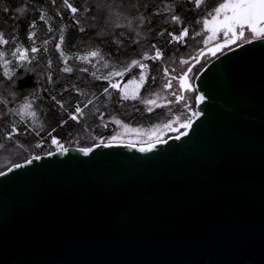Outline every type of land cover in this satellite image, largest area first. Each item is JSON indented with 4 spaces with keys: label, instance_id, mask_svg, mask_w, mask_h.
I'll use <instances>...</instances> for the list:
<instances>
[{
    "label": "water",
    "instance_id": "obj_1",
    "mask_svg": "<svg viewBox=\"0 0 264 264\" xmlns=\"http://www.w3.org/2000/svg\"><path fill=\"white\" fill-rule=\"evenodd\" d=\"M251 40L189 83L204 100L187 136L2 171L0 264H264V39Z\"/></svg>",
    "mask_w": 264,
    "mask_h": 264
},
{
    "label": "trees",
    "instance_id": "obj_2",
    "mask_svg": "<svg viewBox=\"0 0 264 264\" xmlns=\"http://www.w3.org/2000/svg\"><path fill=\"white\" fill-rule=\"evenodd\" d=\"M25 2L29 4V10L20 17L18 22L9 21L6 23L8 14L3 12V8L11 9V14L15 15V8L21 5V0H0V29L7 32L10 30V26L18 24L20 42L25 46H29V42L26 39V26L37 13L32 0H25ZM73 2L81 9L78 14L79 26L85 29L84 32L77 31L76 26L70 23L67 15L65 19H60L55 15L58 9L66 12L61 0H58L56 7L51 5V0H41L38 6L49 13L54 32L48 34L45 31L46 28L39 24L36 29L37 37L47 38V36L52 35L57 37L58 28L65 25L67 26L66 43L70 50L86 52L99 48L114 57L124 55L125 59H129L128 57L134 56V54H140L147 48H151L152 44H156L165 53L164 59L155 64L151 61H144L149 63V75H155L157 79L155 83L149 79L148 83L140 91V95L141 97H147L152 92L159 93L158 102H160V107H154L152 112H148L146 105L140 103L139 100L120 101L119 93L115 91V104L112 105V113H117L122 117H129L131 118L129 119L130 121L136 118L159 117L160 119L152 122L149 126L160 127L158 131L160 138L164 137L163 132L167 130L168 133L166 134L168 136L181 132L183 129L179 128L180 122H183L189 116L193 117L191 114L194 113V101H188L187 107H185V102L183 104L169 103V100L174 101V97L171 96L172 90L166 92L162 88L165 83L162 69L167 67L171 73L173 68L176 69L180 66L179 61L181 58L191 60L200 49L198 41L191 38L194 32L199 31L202 27V24L197 25L195 20L202 19L208 11H211L214 6L223 2V0H206L198 10L193 9L192 5L185 3V0H73ZM165 4H171L174 8H179L180 11L176 14L182 17L183 26L190 29V35L183 44L175 42L168 44L166 41L170 39L169 37L156 35L158 31L164 29H175L177 32L180 30V25H174L170 22L172 13L167 12V9L164 8ZM84 8H88L89 11L83 12L82 9ZM190 9L191 11H189ZM157 11L166 12L167 15L152 14ZM117 25H120V27H117ZM117 40L120 41L119 46L113 43V41ZM134 41H139V43ZM238 44L239 41L235 44H230L228 48ZM37 55L41 66L37 68L36 72L24 73L21 70L14 77L17 82L15 87L11 89L0 88V100L5 101L7 105L0 103V143L5 145L4 148L0 149V172L13 164L21 163L31 158L33 155H44L56 150L57 147L51 145V137L47 136V132L51 131L52 128H56L52 135L65 147H90L97 143L108 142L113 136L116 137L113 142L122 141L138 144L146 140L141 136L126 137L125 139L117 137L116 126L108 133L97 131L94 128L95 126H85V124H77L73 121H69L62 128L59 127L60 120L67 119V113L57 109L54 102L50 99L52 95H56L57 98L65 97L67 99L65 107L70 106V108H66L70 111L77 102H80L81 105L86 102L85 98L82 97L83 95H77L75 90L77 88L81 90L85 88L86 90L94 91L93 94L95 95H92L93 99L95 98L94 102L96 105L97 103L100 105L104 100V96L98 94L103 87L107 86V81L95 80L91 76V72L94 71L91 65L82 64L72 59L69 60V65L73 66V73L69 75L60 72L59 69L63 67V64L60 62L53 45L49 46L47 54H44L41 50ZM48 58L53 60L51 69L46 67ZM28 67H32V65ZM81 67H88L89 71L81 73L78 71ZM49 73H51L55 81V84L52 85L53 87H50L47 80ZM64 87H67L69 92H64L61 96ZM10 92L15 93V98L10 95ZM33 94H36L35 97H33ZM26 96L35 99V108L42 109L40 118L44 122V128L39 135H36L33 131H28L25 128V124L20 122L18 116L7 112L8 108L18 107ZM91 107L92 105L89 106V108ZM102 112L103 110L100 111V113ZM177 117H179V120L171 129L164 127L165 123L171 122ZM13 124H16L18 134L11 141L5 140L4 137L8 134ZM37 142H41L43 146L36 148Z\"/></svg>",
    "mask_w": 264,
    "mask_h": 264
},
{
    "label": "snow or ice",
    "instance_id": "obj_3",
    "mask_svg": "<svg viewBox=\"0 0 264 264\" xmlns=\"http://www.w3.org/2000/svg\"><path fill=\"white\" fill-rule=\"evenodd\" d=\"M39 2L41 0H32L33 6L35 7V11L37 15L32 18L27 26H26V39L31 42L30 46H25L20 42V35L18 31V24L15 26H10L9 31H5L0 29V88L11 89L16 86V80L14 77L21 70L24 73H34L37 71V68L40 67V59L38 58V53L43 51L44 54L49 52V46L53 45L55 52L58 54L60 62L63 64V67L59 69L60 72L65 74H72L74 71L73 66L69 65V60H75L82 64H90L92 68H96V63L103 62L104 69H110L106 75H97L96 71L91 72V76L99 81L104 80L107 81V86L103 88L101 92V96H105L109 99L112 98V92L110 90H115L120 93L119 100L120 101H129V100H139L140 103L151 106L155 105V107H160L158 103L159 93L152 92L150 93V97L145 98L140 95V88L144 87L149 79L155 83L157 77L155 75H149V63H145L144 61H151L153 64L157 62H161L164 59L165 53L159 48L156 44H152L151 48L154 50L153 54L149 52H144L141 54L140 59H132L129 63L125 64L122 68L111 67L110 64L106 61V58L103 56L102 52L99 49H93L80 53H68L64 49V44L66 42L67 35V26L62 25L58 28V38L55 35L47 36L42 41H37V29L39 24H42L46 28V32L51 34L54 32V28L52 23L50 22L49 13L45 12L42 7H39ZM63 4V8L66 12H62L61 10H57L55 15L60 19H65L67 15L70 23L76 26V30L79 32H84L85 29L80 27V20L78 14L81 12V9L78 5H76L73 0H61ZM206 0H185V3L193 6V9H200L202 4L205 3ZM58 0H51V5L56 7ZM164 8L167 9V12H171L172 15L170 17V22L174 25H180V30L177 32L175 29L168 30L164 29L158 31L156 33L157 36H167L170 39L166 41V43L171 44L173 42L177 44H183L185 39L190 35V29L188 27H184L182 24V17L177 12L180 11L179 8H174L171 4H165ZM29 10V4L25 2V0H21V5L15 8V15L11 14L12 10L5 7L3 8V12L8 14L6 17V23L18 22L20 17L23 16ZM83 12H88V8L82 9ZM151 11V10H149ZM191 11V9L189 10ZM153 15H167L166 12L157 11L152 13ZM166 22H168L166 20ZM195 23L197 25L202 24V28L199 31H195L192 35V39L196 37H201L202 32L208 33L203 37L202 43L204 48L208 49L209 54L215 55L216 51L223 48H228L230 44H235L238 40L246 41L251 43L252 40L246 35V33H250L251 37L255 39H264V0H223V2L218 3V5L214 6L211 11H208L202 19H196ZM120 27V25H117ZM222 37V39H220ZM135 43H139V41H134ZM114 44L119 46L120 41H113ZM210 44H214V47H209ZM204 48H201L198 54L192 57L197 63H199L200 57L205 55ZM92 61H96V63H92ZM181 66L189 65V60L181 58L179 61ZM32 65V67H28ZM53 65V60L48 58L46 61V67L51 69ZM134 69H139L138 73H133ZM81 73H86L89 71L88 67H81L78 69ZM163 77L165 79V83L162 85L164 91H168L173 89V81L178 80L180 91H171V96L174 97V101L169 100V103H180L181 101L185 102V107H187V102L185 100V92L192 91L191 85L188 83L190 77L189 73L192 72V66L187 67L185 71H183L179 76L171 75L170 71L167 67L162 69ZM171 72H175L173 68ZM11 73V74H10ZM128 73H133L131 79L127 81L123 88H121L119 82L116 81L115 78L123 77ZM47 80L49 84H55L51 73L48 74ZM7 81V83H5ZM137 84L138 87L135 88L131 94H128L125 90L128 88V85ZM64 92H69L67 87L62 89L61 96ZM77 95H87L81 89H76ZM10 95L15 98V93L10 92ZM36 94H33L35 97ZM95 94H93L94 96ZM51 101L54 102V105L58 107L60 110L67 113V119H61L59 122V127H64L69 121H73L77 124L84 117V110L88 109L90 105L94 103L93 99L89 98L86 102H83V106H81L80 102H77L75 107L72 110H68L65 107V102L63 99H58L56 95H52L50 97ZM204 100L203 96L196 95L195 101L197 104L202 103ZM0 103L6 102L0 100ZM35 99L25 97L24 100L20 103L18 107L8 108L7 112L18 116L20 118V122L25 124V128L28 131L35 132L36 135L40 134V131L44 128V122L40 118V113L42 109H37L34 107ZM154 109L152 107H148L147 111L152 112ZM192 116H199L198 112H194L191 114ZM102 118V116H101ZM179 117L173 119L171 122L165 123L164 127L171 129L174 124L177 123ZM117 124L120 123L119 120L115 121ZM193 120L191 116H189L183 122H180V129H190L192 127ZM28 124H31L32 127H28ZM56 131V128H52L51 131L47 132V136L51 137V145L57 147V150L61 153H66L68 149L55 137L52 135L53 132ZM18 134V128L16 124H13L8 134L4 137L5 140L11 141L14 136ZM188 132L183 131L180 132L179 135H176L174 139L179 140L181 136H187ZM116 140V137L113 136L111 140L106 143H103V147H113V141ZM160 140V136H156V141ZM167 143V141H163ZM43 145L41 142H37L35 147L41 148ZM101 146L97 144V147ZM126 147H132V144L129 143L125 145ZM5 145L0 143V149L4 148ZM155 147V141L149 142L147 147H140L138 150L140 152H151ZM84 156H88L89 153L93 151L91 147H79L77 149ZM54 153L48 152L47 155H53ZM41 157L39 155L31 156V159L27 160L28 164H31L34 160H39ZM16 168L24 167V164L17 163L15 165ZM8 171H12L11 168ZM6 173L0 172V175H5Z\"/></svg>",
    "mask_w": 264,
    "mask_h": 264
},
{
    "label": "rangeland",
    "instance_id": "obj_4",
    "mask_svg": "<svg viewBox=\"0 0 264 264\" xmlns=\"http://www.w3.org/2000/svg\"><path fill=\"white\" fill-rule=\"evenodd\" d=\"M35 31H36V29H35ZM42 35H44V33H42ZM58 35H59V33L57 32V38H58ZM205 35H208V33H203L202 32L201 37H197V38L194 39V40L198 41V45H199L198 47H200V48L201 47L204 48L202 40H203V37ZM246 35L249 37V39H255V38L251 37L250 33H246ZM44 38L45 37H43V38L42 37H40V38L37 37V41L38 42L42 41ZM220 39H222V37H220ZM238 41H239V44L243 43V42H246V41H242V40H238ZM28 42H29V46H30L31 42L30 41H28ZM212 46H214V44H210L209 45V47H212ZM64 49H65L66 52H68L70 54L71 53H80V54L84 53V52H76V51L70 50L67 47V43L66 42L64 44ZM96 49H99V48H96ZM99 50L102 52L103 56L106 58V61L110 64V66L111 67H115V68H122L125 64L129 63L132 59L141 58V54L146 52V51L149 52L150 54L154 53V50L149 47L146 50L142 51V53L134 54V56L128 57L129 59H125L126 57H124V55L123 56L114 57L110 53H107V52H105V51H103L101 49H99ZM206 50H207V48H204V52ZM197 54L198 53L194 54V56H196ZM213 57H214L213 55H211L208 52H206L204 56L200 57L199 63H197L195 60L191 59L189 61V65H184V66L180 65V66H178L175 69V72H171L170 74L179 76L183 71H185L187 69V67H189L191 65L192 66V72H190L188 74L189 77H190L188 83L192 84L194 77L198 74V72L202 69V67L205 64H207ZM92 63H96V61H92ZM93 69H94V71L97 72V75H101V76L106 75L107 72L110 70V69H104L103 68V62L96 63V68H93ZM138 72H139V69H134L133 70V73H138ZM133 73H128V74H126L123 77L115 78L116 81L119 82L121 88H123L124 85L127 83V81L129 79H131V76L133 75ZM52 85L53 84H50V87H53ZM137 87H138L137 84H131V85H128V88L125 91L128 94H131L132 91L135 88H137ZM103 88L101 89V91H100V93L98 95L101 94V92L103 91ZM142 88H140V91L142 90ZM173 90H175L177 92L180 91L178 80L177 81H173ZM82 91L84 93H87V95H83V96L81 95L83 98H85L86 101L89 98L93 99V97H92V95L94 93L93 90H89V89L86 90L84 88V89H82ZM110 91L112 92V98L109 99V98L104 96V100H103V102L100 105L98 103L96 105L95 102H94L92 104L91 108L85 109L84 110V117L80 121V123L81 124H85V126H92V127L95 126L94 128L97 131L101 132V133H108V132L112 131V129L116 126L117 127V129H116L117 130L116 131L117 137H123L125 139L126 137L128 138V137H136V136L139 137V136H141V137L146 139L145 141H141L138 144H147L149 142L156 141V136H159V132L158 131L160 130L159 129L160 127L157 126V127L154 128V126H149V125L152 122L157 121L160 118L151 116L149 118H136V119L130 121L129 119H131V118H129V117H122V116H120L117 113L116 114L112 113V105L115 104V102H114L115 101V97H114L115 90H110ZM119 95H120V93H119ZM184 95H185L186 102L192 100V101H194V105H195V96L197 95V93L195 91L185 92ZM145 98H152V97L147 96ZM58 99H61V98H58ZM62 99H63L64 102L67 100V99H65V97L62 98ZM93 101H95V98L93 99ZM158 101H159V98H158ZM158 103L160 104V102H158ZM183 103H184V101H181L178 104H183ZM81 106H83V105H81ZM146 107L147 108L148 107L154 108L155 105L146 106ZM66 108H70V106L66 107ZM57 109H59V108L57 107ZM101 110H103L102 113H100ZM101 116H102V118H101ZM117 120L120 121L119 124H117L115 122ZM28 125H29V127H32L31 124H28ZM160 132H163V131H160ZM166 133H168V130L163 132L164 137L160 138V140H164V138L165 139L167 138L168 135ZM170 136H172V135H170ZM170 136H168V137H170ZM116 142H122V141H116ZM127 143H131V142H127ZM132 144H134V143H132Z\"/></svg>",
    "mask_w": 264,
    "mask_h": 264
},
{
    "label": "flooded vegetation",
    "instance_id": "obj_5",
    "mask_svg": "<svg viewBox=\"0 0 264 264\" xmlns=\"http://www.w3.org/2000/svg\"><path fill=\"white\" fill-rule=\"evenodd\" d=\"M201 48H203V47H201ZM201 48H200V49H201ZM200 49H199V50H200ZM199 50L197 51V53L199 52ZM207 52H208V51H207ZM205 53H206V52H205ZM208 53H209V52H208ZM218 53H219V52H216V54H218ZM191 59H192V58H191ZM171 90H173V89H171Z\"/></svg>",
    "mask_w": 264,
    "mask_h": 264
}]
</instances>
